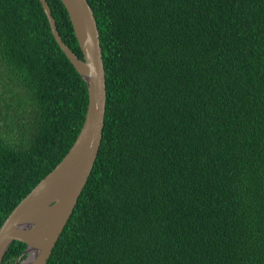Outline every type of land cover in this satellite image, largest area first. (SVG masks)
Returning <instances> with one entry per match:
<instances>
[{"label": "trees", "instance_id": "1", "mask_svg": "<svg viewBox=\"0 0 264 264\" xmlns=\"http://www.w3.org/2000/svg\"><path fill=\"white\" fill-rule=\"evenodd\" d=\"M46 1L82 58L62 2ZM87 1L104 127L46 264H264V0ZM87 104L40 0H0V225L67 153Z\"/></svg>", "mask_w": 264, "mask_h": 264}, {"label": "water", "instance_id": "2", "mask_svg": "<svg viewBox=\"0 0 264 264\" xmlns=\"http://www.w3.org/2000/svg\"><path fill=\"white\" fill-rule=\"evenodd\" d=\"M82 52L69 48L58 33L46 0H40L51 32L87 86L81 128L64 157L11 210L0 225V264L14 240L26 244L13 264H46L94 165L104 127L106 83L99 29L87 0H60Z\"/></svg>", "mask_w": 264, "mask_h": 264}]
</instances>
